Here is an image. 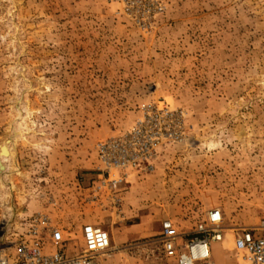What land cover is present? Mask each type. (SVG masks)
Masks as SVG:
<instances>
[{"label":"rangeland","instance_id":"1","mask_svg":"<svg viewBox=\"0 0 264 264\" xmlns=\"http://www.w3.org/2000/svg\"><path fill=\"white\" fill-rule=\"evenodd\" d=\"M137 128L150 156L107 170L101 145ZM211 210L214 264H246L235 235L264 212V0H0V255L40 219L68 257L90 224L111 239L97 264H176L163 223L185 240Z\"/></svg>","mask_w":264,"mask_h":264},{"label":"built area","instance_id":"2","mask_svg":"<svg viewBox=\"0 0 264 264\" xmlns=\"http://www.w3.org/2000/svg\"><path fill=\"white\" fill-rule=\"evenodd\" d=\"M155 141H144L141 129L137 128L129 136L101 145L102 160L107 170L135 166L141 158L152 153ZM116 183L117 181H112ZM31 244L23 241L12 262L0 255V264H97L96 257L106 253L111 246L107 231L96 225L82 228L83 250L75 257L65 252V239L59 229H51L49 240L44 243L37 230V219L32 220ZM234 238V250L241 254L246 264H264V212L256 225L238 229ZM224 237L223 216L219 210L208 212L206 220L199 223L194 235L182 240V236L171 221L162 226L160 243L165 257L174 259L176 264H214L212 243L221 242ZM51 252L45 254L44 249Z\"/></svg>","mask_w":264,"mask_h":264}]
</instances>
